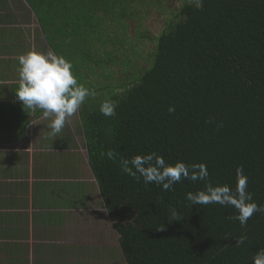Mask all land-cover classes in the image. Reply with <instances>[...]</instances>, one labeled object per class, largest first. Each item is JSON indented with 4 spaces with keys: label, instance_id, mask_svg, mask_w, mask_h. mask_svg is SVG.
<instances>
[{
    "label": "trees",
    "instance_id": "obj_1",
    "mask_svg": "<svg viewBox=\"0 0 264 264\" xmlns=\"http://www.w3.org/2000/svg\"><path fill=\"white\" fill-rule=\"evenodd\" d=\"M181 1L0 0V36L30 50L33 33L95 93L79 109L80 126L126 264H252L264 249V211L242 227L231 206L186 199L205 181L165 191L121 171V159L154 152L171 164L203 163L209 182L234 189L243 167L264 206V0ZM105 100L117 105L112 117L100 112ZM19 104L24 130L32 109Z\"/></svg>",
    "mask_w": 264,
    "mask_h": 264
},
{
    "label": "crops",
    "instance_id": "obj_2",
    "mask_svg": "<svg viewBox=\"0 0 264 264\" xmlns=\"http://www.w3.org/2000/svg\"><path fill=\"white\" fill-rule=\"evenodd\" d=\"M3 2L0 28L6 11ZM29 37L34 39V34ZM18 39L0 36V264H89L98 252L88 249L77 231L97 223L94 213L99 211L91 203L98 186L92 172L81 169L80 152L86 147L79 110L77 128L71 129L69 117L62 131L52 135L50 120L32 110V120L22 130V111L16 110L21 102L15 94L20 65L14 60L27 51L20 49ZM69 152L76 153V166ZM22 170L29 174L24 177ZM107 254L113 257L111 249Z\"/></svg>",
    "mask_w": 264,
    "mask_h": 264
},
{
    "label": "clouds",
    "instance_id": "obj_3",
    "mask_svg": "<svg viewBox=\"0 0 264 264\" xmlns=\"http://www.w3.org/2000/svg\"><path fill=\"white\" fill-rule=\"evenodd\" d=\"M196 6L202 4V0H195ZM20 84L16 90V98L28 109L42 111L44 119H49L47 127L52 135L59 134L65 127L69 117L75 115L86 99L94 96L83 84L78 83L72 71V63L63 56L54 54L51 50L46 53L35 49L18 57ZM117 105L105 100L100 105L102 115L112 117L116 114ZM169 114L175 112V107L168 108ZM109 159L115 158V153L109 150ZM121 171L135 177L137 180L143 177L145 184L155 183L169 191L173 186L184 179L205 181V186L197 192H188L186 199L192 205L219 204L231 206L236 210L232 219L239 221L241 226H246L249 218L256 212L264 211V206L258 205L252 193L247 191V177L243 167L236 170V186L213 185L207 180L209 172L203 163L186 164L176 162L171 164L156 154L134 155L130 159L120 160ZM139 174V175H137ZM172 220H179L175 209L172 210ZM164 228L158 229L163 231ZM247 239L241 235L236 239V246L243 245ZM252 264H264V249L256 252L252 258Z\"/></svg>",
    "mask_w": 264,
    "mask_h": 264
},
{
    "label": "rangeland",
    "instance_id": "obj_4",
    "mask_svg": "<svg viewBox=\"0 0 264 264\" xmlns=\"http://www.w3.org/2000/svg\"><path fill=\"white\" fill-rule=\"evenodd\" d=\"M182 1L181 0H174V2L172 3L173 6H177L178 4H180ZM29 12L31 13L32 16V20L33 23L30 25L31 29H35V28H39V23L37 21V18L34 14V12L32 10H30V8L28 7ZM161 19H163V16H161ZM159 29L158 27L156 28V30ZM24 35V34H23ZM33 47L30 48V50H37L40 52H44L46 53L47 51L45 50V48L42 47V44H36L34 39H30ZM41 47L38 50V47ZM25 48V47H24ZM20 49H22V47L20 46ZM26 51L28 52L29 50H27V48H25ZM19 61L18 59L14 60V65H18ZM126 80H130L131 76H127L125 77ZM75 115H73L72 117H70V122L69 124L71 125V129L77 128L76 122H75ZM79 122L77 121V124ZM82 154L81 156V160L83 161V166H81L82 171L84 173H90L91 170L89 168V166L87 165V149L86 148H82L81 152ZM68 158L71 159L72 161V165H77L78 163V157L76 155V153L74 152H69L68 153ZM37 165H40L39 162L37 161ZM43 167L46 166V163H42ZM23 166V165H22ZM47 167L49 168L50 166L47 165ZM74 168V166H72ZM24 177L27 176L29 173H26L22 170ZM56 173H58V170L56 171ZM87 174V175H88ZM87 188V187H86ZM99 189L95 188L93 193L94 196V200L93 203H91L92 207H94L96 209V207L98 208L99 212L94 213V217L96 220V224L94 228H91L89 230H78L77 233L79 235H84L82 236V240L85 241V244H87L88 249H96V254H94V258H92V260H90L89 264H96V263H100V264H126L125 260L122 256V253L120 251V246H119V241H118V234L116 233V231L114 230L113 226H112V222L110 221L108 214L106 212V209L103 205V201L100 197L99 194ZM57 200V199H56ZM11 200H8V202L10 203ZM17 217V216H16ZM26 215H22L21 218H26ZM18 218V217H17ZM88 223H86L87 226ZM88 228V227H87ZM72 232V231H71ZM108 249L112 250V255L113 257H109L107 258L108 254L107 251ZM118 252V253H117ZM111 255V254H109ZM115 255L117 256V260L115 258ZM90 258V256H89ZM88 258V259H89ZM87 259V260H88ZM93 259L95 260H99V262H95L93 261ZM88 264V262L86 263Z\"/></svg>",
    "mask_w": 264,
    "mask_h": 264
}]
</instances>
